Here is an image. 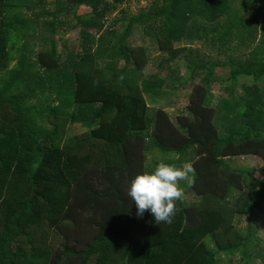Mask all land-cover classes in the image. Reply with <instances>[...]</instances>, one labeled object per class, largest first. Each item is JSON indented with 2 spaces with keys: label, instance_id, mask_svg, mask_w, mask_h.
Here are the masks:
<instances>
[{
  "label": "trees",
  "instance_id": "trees-1",
  "mask_svg": "<svg viewBox=\"0 0 264 264\" xmlns=\"http://www.w3.org/2000/svg\"><path fill=\"white\" fill-rule=\"evenodd\" d=\"M128 1L0 0V264H264L260 222L238 223L260 208L264 171L227 162L264 164V0H163L106 25ZM76 27L81 50L61 60L55 34ZM140 28L151 45L132 42ZM196 40L224 57L226 98L212 101L224 79ZM196 79L183 112L153 107ZM238 79L250 83L235 94ZM161 162H191L195 185L180 182L173 222L158 225L127 190Z\"/></svg>",
  "mask_w": 264,
  "mask_h": 264
},
{
  "label": "rangeland",
  "instance_id": "rangeland-1",
  "mask_svg": "<svg viewBox=\"0 0 264 264\" xmlns=\"http://www.w3.org/2000/svg\"><path fill=\"white\" fill-rule=\"evenodd\" d=\"M45 1H46V8L47 9L53 10L55 8V1L56 0H45ZM162 2H163V0H140L139 2L135 1V0H129L128 2L120 5L119 9L114 11L108 17L106 25L112 24V18L116 19V18L123 17L122 11L127 10V12H129V13L137 14L142 9H147L148 7L153 5L154 3L160 4ZM35 12H37V10ZM77 12H78V14H86L88 12V9L86 7L82 6V7H79L77 9ZM70 18L73 20L72 22L75 21L74 17L73 18L70 17ZM120 24L116 25V28L119 30H122L123 25L122 24L120 25ZM112 25L115 26L114 23ZM78 30H80V29H78L77 27L75 29L64 28V30H62L61 32L56 34L58 52H59V56H60L61 60L65 59L69 52H76V51L81 50L80 33H78ZM45 38L47 39V36ZM40 41H41V39H40ZM132 42L135 44H143L145 42H147L148 45L152 44L151 41L149 42V41H146V39H144V35L142 33L141 28L135 29V32L133 33V36H132ZM210 44L211 43L208 40L207 41L196 40L192 45H194L195 48H198L199 50L202 51V55H203L202 62L204 65H207V67H209L211 69L212 74H214L215 76H217L221 79H224V81L222 83L216 82L211 87V90L215 92L214 95L224 97V93L222 92L224 90H223L222 86L227 87L228 83L230 82L229 80L226 79L228 71L225 68H222L221 66H218L216 64L217 61L223 60L224 57L221 56V53H218L215 50L214 46H212ZM45 45L47 47V43H45ZM38 47H40V45H38ZM153 47L154 46L152 45L151 48H153ZM12 55L15 58V51L12 52ZM225 56H227V55H225ZM157 58L158 57H154L155 62L157 61ZM155 62L152 63V61H151L150 65L148 66L147 72L154 73L157 71V69L155 68ZM179 64L182 65V62L179 61ZM184 74H185V72H184ZM200 77H203V75H201ZM197 81H198V79L189 83L191 85V88H192V85L194 84V82H197ZM244 81H246L247 83H250L249 79L248 80H243V79L239 80L238 79L236 81V85L234 86L235 94L242 93V89H241L240 84L243 83ZM175 86L177 89L178 86L177 85H175ZM179 91H180V95L178 96L176 91H175L176 93L173 92V93L169 94L166 90V94L164 97H166L169 94L166 99L171 98L175 102L178 100V103H177V105H179L178 108H181L187 103L186 96L188 95L187 91H189L188 86L185 84L184 88H182ZM159 100H160V98H155L153 100V104H152L153 107H155V108L158 107L156 104H157V102H159ZM54 101H55V98L53 97V93L52 92L47 93L39 99V107L38 108H43V106L46 105L47 103L52 104ZM34 104H36V101H34ZM174 114L175 113L172 112V115H174ZM73 131L79 132V131H81V128L75 127L73 129ZM155 155H156L155 159L158 160V159H160L161 155H163V154L160 155L158 152H155ZM169 156L170 155H167V156H165V158L169 157ZM227 162L233 168H240V169L249 170L250 172H252V175L256 180H260L262 177V172L264 171V164L257 157H254V156L232 157V158H229L227 160ZM153 163L154 162L148 160V161H145L143 163V165H144V167H151L153 165ZM249 218L256 219L260 222L259 234L264 239V200L262 201L260 208H254L252 213H250L249 215H244L241 218H239L238 223H240L241 225H245L248 222ZM222 258L224 261L231 259V264H237L238 263V256L237 255L234 257H231V258H225L222 256ZM257 264H259V263H257Z\"/></svg>",
  "mask_w": 264,
  "mask_h": 264
},
{
  "label": "clouds",
  "instance_id": "clouds-1",
  "mask_svg": "<svg viewBox=\"0 0 264 264\" xmlns=\"http://www.w3.org/2000/svg\"><path fill=\"white\" fill-rule=\"evenodd\" d=\"M181 181L188 187L195 185V168L191 162L179 167L161 162L153 172L137 175L127 190L135 202L137 216L142 218L145 212H150L156 224H171L178 211L177 202H182L185 196Z\"/></svg>",
  "mask_w": 264,
  "mask_h": 264
},
{
  "label": "crops",
  "instance_id": "crops-1",
  "mask_svg": "<svg viewBox=\"0 0 264 264\" xmlns=\"http://www.w3.org/2000/svg\"><path fill=\"white\" fill-rule=\"evenodd\" d=\"M47 39H48V37H47ZM55 39H57L56 38V34H55ZM48 46V45H47ZM184 72H185V74H184ZM173 73H174V75L177 77V78H179V79H181V80H184V79H187L188 78V76H187V71L182 67V65H180L179 64V61H176V65H175V67H174V69H173ZM189 83H191V82H188V89H189V91H187V94L190 92V89H191V85L189 84ZM195 83H197V82H195ZM193 86V85H192ZM212 87V86H211ZM211 87H210V89H211ZM182 88H184V87H182ZM173 92H175V91H173ZM172 92V93H173ZM177 92V94H178V96L180 95V91H176ZM175 92V93H176ZM211 92V94H212V101H217V100H219L220 99V97L221 96H216V95H214L215 94V92L214 91H210ZM225 95V94H224ZM157 98H160V100H159V102H158V104L159 105H164L165 107H164V110H166L169 114H170V116H174L175 114H177V113H180V112H183V110H184V106H186V104L183 106V107H181V108H178L179 107V105H177V103H178V100L175 102V101H173L171 98H169V99H164L165 97H164V95L162 96V97H157ZM224 98H226L225 96H224ZM186 99H187V97H186ZM172 112H174L175 114L174 115H172Z\"/></svg>",
  "mask_w": 264,
  "mask_h": 264
}]
</instances>
